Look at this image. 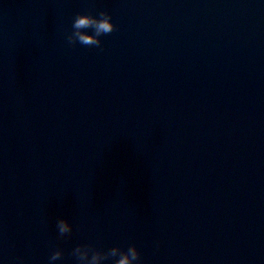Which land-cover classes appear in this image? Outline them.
Returning <instances> with one entry per match:
<instances>
[{
  "label": "water",
  "instance_id": "95a60500",
  "mask_svg": "<svg viewBox=\"0 0 264 264\" xmlns=\"http://www.w3.org/2000/svg\"><path fill=\"white\" fill-rule=\"evenodd\" d=\"M78 244L264 264V0H0V264Z\"/></svg>",
  "mask_w": 264,
  "mask_h": 264
},
{
  "label": "clouds",
  "instance_id": "9594fccd",
  "mask_svg": "<svg viewBox=\"0 0 264 264\" xmlns=\"http://www.w3.org/2000/svg\"><path fill=\"white\" fill-rule=\"evenodd\" d=\"M87 29H91L92 34H88ZM116 30V26L111 22V16L105 11H100L98 16L91 14L77 13L72 23V31L66 34L65 39L69 45L79 42L83 46L101 48V36L109 35ZM102 50V48H101ZM58 237L63 239L70 236L72 226L67 220L60 218L56 222ZM75 258L76 264H102L111 260L112 264H142V258L134 244H130L127 249L113 246L106 251L97 249L91 244H78L70 253ZM63 251L57 248L49 256V264L60 260ZM17 264H23L20 257L16 258Z\"/></svg>",
  "mask_w": 264,
  "mask_h": 264
}]
</instances>
